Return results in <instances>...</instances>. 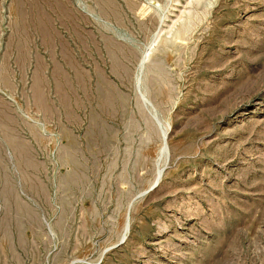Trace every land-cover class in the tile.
Segmentation results:
<instances>
[{
  "label": "rangeland",
  "instance_id": "obj_1",
  "mask_svg": "<svg viewBox=\"0 0 264 264\" xmlns=\"http://www.w3.org/2000/svg\"><path fill=\"white\" fill-rule=\"evenodd\" d=\"M0 264H264V0H0Z\"/></svg>",
  "mask_w": 264,
  "mask_h": 264
},
{
  "label": "bare ground",
  "instance_id": "obj_2",
  "mask_svg": "<svg viewBox=\"0 0 264 264\" xmlns=\"http://www.w3.org/2000/svg\"><path fill=\"white\" fill-rule=\"evenodd\" d=\"M178 33H179V31H178ZM180 33H181V31H180Z\"/></svg>",
  "mask_w": 264,
  "mask_h": 264
}]
</instances>
